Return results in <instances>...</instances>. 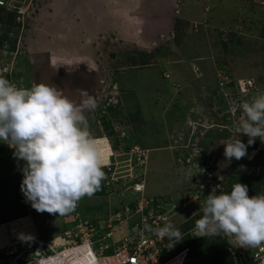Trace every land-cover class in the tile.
I'll return each mask as SVG.
<instances>
[{"label": "rangeland", "instance_id": "374dc122", "mask_svg": "<svg viewBox=\"0 0 264 264\" xmlns=\"http://www.w3.org/2000/svg\"><path fill=\"white\" fill-rule=\"evenodd\" d=\"M24 3L19 16L0 8V58H12L13 77L27 88L49 84L76 103L82 90L94 96L96 107L85 113L92 137L124 131L123 144L135 141L147 150L146 194L170 205L180 200L168 221L184 237L173 241L174 251L185 248L187 264H234L223 234L196 243L190 227H181L200 218L209 194L230 192L237 182L247 185L249 196L264 194L260 138L241 160L224 156L223 143L247 144V135L234 130L244 97L227 89L236 98L232 113L216 80L219 66L237 80L253 76L264 85V0ZM1 142L0 222L32 207L12 172L24 162L13 166ZM195 154L200 159L191 158ZM126 184L110 195L82 198L70 214L38 219L40 232L45 238L62 232L60 240L79 219L104 223L109 214L114 220L120 200L137 197ZM125 226L116 227V239L126 235Z\"/></svg>", "mask_w": 264, "mask_h": 264}, {"label": "clouds", "instance_id": "9594fccd", "mask_svg": "<svg viewBox=\"0 0 264 264\" xmlns=\"http://www.w3.org/2000/svg\"><path fill=\"white\" fill-rule=\"evenodd\" d=\"M24 1L3 0L0 8H5L13 15L19 16L23 14V6L20 4H25ZM12 70V58L2 56L0 58V141L5 148L7 144L11 147L9 156L13 166L18 165L20 161L24 162L21 170L16 172L17 168L12 172L18 176L20 194L31 203L32 207H29L26 213H33L36 221L57 214L64 216L74 212L82 198L91 197L101 186L103 194L108 195L119 188V185L122 188V182L113 183L110 186L103 183L106 179L103 171L105 161L102 149L94 138H104L110 152H113L112 155L109 153L110 157L108 155L106 162L113 161L118 153L127 152L133 146L143 147L131 141L130 138L128 141L131 142L123 144L124 131L122 133L116 131L117 136L114 133L112 136L92 137L85 113L96 107V98L86 90H82L83 98L76 103L49 84L33 83L30 88L21 85V81L13 77ZM248 78L254 79L256 89L245 95L240 94L238 80ZM216 80L218 88L226 93L224 96L232 113L237 109L235 95L244 97L240 105V121L235 124L234 130L239 135H247V144L241 139L223 143L224 156L229 162L233 158L241 160L248 155V146L255 143V138L258 137L262 143L264 142V94L261 93L264 91V85L253 76L237 80L231 72L226 73L225 69L219 66L216 68ZM228 88L234 89V96L231 92H226ZM194 157L200 159L196 154L191 155V158L194 159ZM147 163L148 158L145 168L135 171L138 174L135 177L139 178L143 185L142 194L150 198L146 194ZM125 187L127 188L128 185L126 184ZM119 192L121 190L117 191L118 194ZM196 195L197 192L194 191L192 198H196ZM192 198L186 204L193 201ZM120 201L121 204L114 210V214L123 212L125 204L130 207L135 204L133 200L127 198H122ZM179 201L173 203L178 209H180ZM33 208L37 211L36 213L33 212ZM199 210L202 215L190 226V231H193L192 236L211 237L223 234L229 239L230 252L234 245L244 247L248 253L264 245V194L249 196L247 185L237 182L230 192L209 194ZM171 215H173L172 211ZM109 218L108 214L104 223H97L91 219L79 220H87L96 224L97 227H103ZM168 221L163 227L155 229L156 235L161 239L164 238V243L169 245L171 254L185 252V248L174 251L173 241H180L184 237L179 229ZM112 223L115 225L114 239L118 232L115 229L118 226L126 225L124 227L127 228L126 234L129 233V222L121 223L112 220ZM61 234L62 232L52 238H45L44 234L42 236L59 242L58 237ZM185 254L186 263L187 252Z\"/></svg>", "mask_w": 264, "mask_h": 264}, {"label": "built area", "instance_id": "2783aa9c", "mask_svg": "<svg viewBox=\"0 0 264 264\" xmlns=\"http://www.w3.org/2000/svg\"><path fill=\"white\" fill-rule=\"evenodd\" d=\"M254 89V79L238 80L240 94ZM7 148L11 147L7 144ZM146 161L147 150L133 146L127 152L118 153L113 161L105 162L103 168L106 186L124 182L128 185L126 189L137 195L134 206L125 204L124 211L116 212L114 216V221L129 222L128 234L114 239L115 225L110 217L103 227L79 220L63 232L59 242L48 240L40 233L35 215L28 212L0 222V264H78L77 257L81 258L82 264H184L185 252L171 254L164 238L155 233V229L163 227L170 219L176 204L159 202L142 194L143 185L135 171L144 169ZM20 173L22 181L23 173ZM33 212L37 211L34 209ZM103 228L108 230L103 232ZM236 246L232 247L234 251L231 249L235 264H264V245L250 253L244 247ZM81 248L84 249L82 254L74 252Z\"/></svg>", "mask_w": 264, "mask_h": 264}, {"label": "trees", "instance_id": "16d2710c", "mask_svg": "<svg viewBox=\"0 0 264 264\" xmlns=\"http://www.w3.org/2000/svg\"><path fill=\"white\" fill-rule=\"evenodd\" d=\"M13 75H15L14 73H13ZM261 179H264V178H261ZM230 184H234V180L232 181V180H229L228 181ZM227 182V183H228ZM100 192H102L103 193V188H102V186H101V188L98 190V191H96L94 194H96V193H100ZM194 224V220H187V221H185L184 223H183V225H182V227H181V230L182 231H184V230H186L187 228H189L190 226H192ZM213 237H216V236H211V237H197V238H194L195 239V241H196V243L198 242H201L200 240L202 239L203 241H204V243H207V239L208 238H213ZM227 243V242H226ZM166 258V256H164L163 257V259H165ZM249 262H251V259L249 258ZM187 263H190L189 261L188 262H186L185 264H187ZM248 264H250V263H248Z\"/></svg>", "mask_w": 264, "mask_h": 264}, {"label": "bare ground", "instance_id": "6f19581e", "mask_svg": "<svg viewBox=\"0 0 264 264\" xmlns=\"http://www.w3.org/2000/svg\"><path fill=\"white\" fill-rule=\"evenodd\" d=\"M94 140L100 147H103L104 150L102 149V152H103L104 161L106 162L108 159V155L110 153L108 143L106 142V140L104 138H102V139L94 138ZM74 252H76V254L80 255L84 252V249L81 248V249H78L77 251H74ZM77 259H78V264H82L81 258L77 257Z\"/></svg>", "mask_w": 264, "mask_h": 264}, {"label": "crops", "instance_id": "0c3cea01", "mask_svg": "<svg viewBox=\"0 0 264 264\" xmlns=\"http://www.w3.org/2000/svg\"><path fill=\"white\" fill-rule=\"evenodd\" d=\"M55 13L57 14V12H55ZM75 13L77 14V13H78V10L75 9ZM140 31H142V30H140ZM58 43H59V42H58Z\"/></svg>", "mask_w": 264, "mask_h": 264}]
</instances>
